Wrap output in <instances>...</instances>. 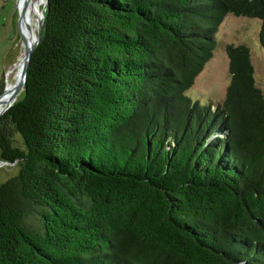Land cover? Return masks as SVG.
<instances>
[{"label":"trees","instance_id":"16d2710c","mask_svg":"<svg viewBox=\"0 0 264 264\" xmlns=\"http://www.w3.org/2000/svg\"><path fill=\"white\" fill-rule=\"evenodd\" d=\"M228 13L260 19L264 49V0H48L0 117V161L18 166L0 183V264H264L249 48L226 45L221 103L186 95Z\"/></svg>","mask_w":264,"mask_h":264},{"label":"rangeland","instance_id":"374dc122","mask_svg":"<svg viewBox=\"0 0 264 264\" xmlns=\"http://www.w3.org/2000/svg\"><path fill=\"white\" fill-rule=\"evenodd\" d=\"M32 1L34 3V1L38 0ZM14 2L16 6V0H14ZM41 5H43V3L40 4V12L42 9ZM11 6L13 5L9 3L5 9L9 10L11 9ZM35 24L36 22L34 25ZM260 26L261 20L258 18L236 16L231 13L226 14L215 34L216 45L212 51V55L204 63L201 71L195 77L194 83L186 91V95H188L192 100H196L198 103L205 105H208V103L217 104L222 102L231 79L229 72V59L226 53L227 44H245L249 48L255 83L264 93V49L261 47L259 42ZM6 27L8 29L10 44L14 47H17L18 45L16 50L12 51L10 57V61L14 62V68L17 66V63L23 53L22 40L17 26V17L15 22H8ZM7 43L8 42L6 41L5 44ZM12 72L13 71L10 72L8 68L4 70L0 69V83L4 82V88L7 86L9 81L14 82L16 70L14 73ZM3 89H1L0 86L1 92ZM21 95L22 93L20 92L17 99ZM220 135L223 136V133ZM214 136L215 133H212L211 137L213 138ZM17 172L18 166L16 163L0 161V183L16 175Z\"/></svg>","mask_w":264,"mask_h":264},{"label":"water","instance_id":"95a60500","mask_svg":"<svg viewBox=\"0 0 264 264\" xmlns=\"http://www.w3.org/2000/svg\"><path fill=\"white\" fill-rule=\"evenodd\" d=\"M47 2L48 0L42 1L43 5L40 12L41 14L35 26L36 35L35 37H32V28L30 27L29 20L27 19V12L30 4H32L33 1L16 0L18 11L17 26L22 40L23 53L16 66L17 69L14 75V83L9 86L7 85L0 93V103L3 104L0 109V117L13 104L20 92L25 87L28 64L33 51L40 41Z\"/></svg>","mask_w":264,"mask_h":264},{"label":"crops","instance_id":"0c3cea01","mask_svg":"<svg viewBox=\"0 0 264 264\" xmlns=\"http://www.w3.org/2000/svg\"><path fill=\"white\" fill-rule=\"evenodd\" d=\"M9 3H11L13 6H11V9L6 10L5 7ZM16 17L17 6H15L14 0H0V69L4 70L8 68L10 72L13 71L12 73H14L16 67L13 68L14 62L10 61V57L12 51H15L18 45L17 47H14L12 44H10L6 25L8 22L10 23V21L15 22ZM6 41L8 42L7 44H5Z\"/></svg>","mask_w":264,"mask_h":264},{"label":"bare ground","instance_id":"6f19581e","mask_svg":"<svg viewBox=\"0 0 264 264\" xmlns=\"http://www.w3.org/2000/svg\"><path fill=\"white\" fill-rule=\"evenodd\" d=\"M43 0H38L34 1V3L30 4L28 12H27V19L29 20L30 27L32 28V37H35L36 32H35V25L37 24V20L40 17V4L42 3ZM42 6V5H41ZM36 24L34 25V23ZM14 82L9 81L8 86L12 85ZM3 106V104L0 103V109Z\"/></svg>","mask_w":264,"mask_h":264},{"label":"flooded vegetation","instance_id":"af4514ba","mask_svg":"<svg viewBox=\"0 0 264 264\" xmlns=\"http://www.w3.org/2000/svg\"><path fill=\"white\" fill-rule=\"evenodd\" d=\"M22 52H23V50H22ZM1 92V91H0Z\"/></svg>","mask_w":264,"mask_h":264}]
</instances>
